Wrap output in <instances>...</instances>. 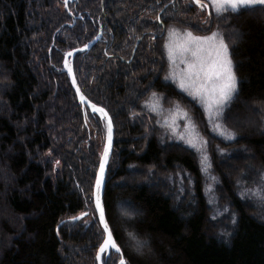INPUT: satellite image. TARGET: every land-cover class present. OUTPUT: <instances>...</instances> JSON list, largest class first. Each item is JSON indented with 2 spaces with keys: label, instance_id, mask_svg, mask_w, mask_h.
Returning a JSON list of instances; mask_svg holds the SVG:
<instances>
[{
  "label": "trees",
  "instance_id": "obj_1",
  "mask_svg": "<svg viewBox=\"0 0 264 264\" xmlns=\"http://www.w3.org/2000/svg\"><path fill=\"white\" fill-rule=\"evenodd\" d=\"M201 2L209 15L189 0H0V264H97L104 233L93 191L106 129L63 72L66 55L97 38L72 67L80 93L113 125L103 206L121 251L101 264H264V206L255 203L264 187L252 191L264 186V8L218 16ZM206 16V36L226 40L237 77L214 120L180 88L165 47L170 31L180 37ZM243 106L252 117H240ZM192 126L210 172L201 150L186 147ZM241 147L256 161L236 158ZM121 207L132 220L119 219ZM128 233L148 252L134 253Z\"/></svg>",
  "mask_w": 264,
  "mask_h": 264
},
{
  "label": "snow or ice",
  "instance_id": "obj_2",
  "mask_svg": "<svg viewBox=\"0 0 264 264\" xmlns=\"http://www.w3.org/2000/svg\"><path fill=\"white\" fill-rule=\"evenodd\" d=\"M194 2L200 7H207V5L201 4V0H194ZM210 4L218 16L227 11L238 13L242 9L264 8V0H210ZM169 35L173 38L165 46L168 49L169 61L175 66L176 57L179 55L181 57L180 62L185 64V68L178 74L180 88L187 91L194 98H199L208 112L210 120L218 119L223 115V109L227 102L237 91V77L228 45L223 37L216 32L210 36H194L191 32H187L179 40L175 39L178 34L174 31H170ZM84 47L87 48L88 46L85 45ZM71 55L72 53L69 52L68 56ZM65 66L71 76L73 72L71 65L66 61ZM176 76L177 73L173 71V77L175 78ZM73 85H75V79H73ZM76 91L80 101L83 103L85 97L80 93L79 88ZM90 106L94 112H99L102 117L107 118V144L100 159L94 193L96 210L99 213L100 223L103 225L105 234L103 243L100 245L96 255V260L100 261L101 254L107 252L110 248L115 249L118 253L121 250L113 240L112 233L105 221V211L100 194L105 166L112 144V122L103 108H97L95 104ZM214 127L226 139L234 138V133L222 124L215 123ZM181 139H185V137L181 136ZM186 143L190 147L200 150V147L206 142L202 139L198 142L197 135L194 134V126H192L187 132ZM207 161L208 158L204 155L201 159V164L207 167ZM81 215H87V213H81ZM137 246L139 249L143 245L138 242ZM119 264H126L123 257H121Z\"/></svg>",
  "mask_w": 264,
  "mask_h": 264
},
{
  "label": "rangeland",
  "instance_id": "obj_3",
  "mask_svg": "<svg viewBox=\"0 0 264 264\" xmlns=\"http://www.w3.org/2000/svg\"><path fill=\"white\" fill-rule=\"evenodd\" d=\"M205 2H210V0H204ZM206 4V3H205ZM255 8V7H254ZM257 8V7H256ZM255 8V9H256ZM244 9H242L241 11H243ZM206 13H207V11H206ZM214 13H215V15H216V12H215V10H214ZM224 13H226V12H224ZM207 15H209L208 13H207ZM225 16V15H224ZM206 18L208 19V17L206 16V17H204V20L203 21H198V20H193L192 19V21H189V24L187 23V25L189 26V25H191L192 27H195V29H196V31H193V29H191L190 28V26L188 27V26H184V31L182 32V33H180V37H177L176 39L177 40H179V39H181V38H183V36H184V34L185 33H187V32H191L194 36H206V34L208 33V28H209V24H211V23H209L210 22V20H208V21H206ZM190 20V19H189ZM206 22H207V24H206ZM204 26H205V31H204ZM213 30H215V29H213ZM202 33H203V35H202ZM210 36V35H209ZM169 40V39H168ZM168 40H166V42L168 41ZM172 40V39H171ZM171 40H170V42H171ZM225 41V43H226V40H224ZM181 61V57L178 55L177 57H176V65H177V71H176V73H177V81L176 82H178V85H179V76H178V74L185 68V64H183V63H181L180 62ZM184 92H185V94L187 95V96H189V98H191L192 100H194L198 105H200L202 108H203V110L204 111H206L205 110V107H204V105L202 104V102L199 100V98H194L192 95H190L187 91H185V90H183ZM244 110V106L242 107V110L241 111H238V114L240 115V117L241 118H244V117H252L251 116V109H245V111H243ZM207 112V111H206ZM232 114V113H231ZM230 114V115H231ZM253 119V118H252ZM243 120V124H242V126L243 127H247V128H250V129H254L255 127H257V126H253V124H252V126L250 125V123L248 122V125H246V122L248 121V120H245V119H240L238 122H236V121H234V123L235 124H239V122L240 121H242ZM186 147H187V149L189 150V145H186ZM191 149H194V148H192V147H190ZM197 150V149H196ZM200 150H201V153H203L202 154V157L204 156V155H206L205 153H204V147L202 146V147H200ZM199 151V150H198ZM237 152L235 153V157L237 158V156L239 157V156H244L247 160H253V159H255V161H256V156H254L255 154L254 153H252V152H246V151H244L243 150V147H241V148H239V150H236ZM231 154H233L234 155V153H231ZM230 155V154H229ZM207 156V155H206ZM249 160V161H250ZM254 161V160H253ZM234 162V161H233ZM233 162L231 163V162H229V163H226V164H228V166L229 167H231V170H234L235 168H236V165L235 164H233ZM207 164H208V161H207ZM254 164V163H253ZM227 166V167H228ZM206 167V166H205ZM209 164H208V166L206 167L207 168V170H209ZM227 170V169H226ZM209 172H210V170H209ZM207 178H208V183L209 182H211V180H212V183H210V184H214V177H215V174L214 173H211L212 175H210V176H208L207 175V173H205V172H202ZM225 173V174H224ZM224 175H225V177L227 178V177H231V175H229L230 173H228V172H225L224 171ZM240 173V172H239ZM228 179V178H227ZM205 180H204V183L202 182V186H203V188H204V186L206 185V189H207V184H208ZM210 184H208V185H210ZM261 187H264V186H262V185H259V186H256L252 191L254 192V194L255 195H258V196H263L262 194H261V191H262V188ZM158 188V187H157ZM156 188V189H157ZM172 196H174V195H172ZM170 197H171V195H170ZM249 198V197H248ZM256 202V205L258 206V209L259 210H261L262 209V207L264 206V201L263 200H260V199H258V200H255ZM254 204V203H253ZM210 205V208L212 209V210H214L215 212H216V214H218L219 216H228L229 215V213H227V214H225L224 213V211H216V209L218 210V208H219V206H218V204H216V202L215 201H213L212 202V204H209ZM255 205V204H254ZM3 209V208H2ZM4 210V209H3ZM134 213H136V212H134V211H132L131 209H123L122 207L121 208H119V211H118V217H119V219H121V220H132L133 219V215H134ZM87 222V220H85L84 221V223H86ZM219 236H221L220 234H219ZM127 239H130V240H132V241H134V243H135V245H133V246H135V248H134V253H136V254H143V253H147L148 252V250H147V246L146 245H144V246H142V247H139V249H138V244L136 243V241H135V239L133 238V236L131 235V234H129L128 233V235L126 234V239L125 240H127ZM131 243V242H130ZM131 245H132V243H131ZM65 248V247H64ZM132 251V250H131ZM149 253H150V251H149Z\"/></svg>",
  "mask_w": 264,
  "mask_h": 264
},
{
  "label": "water",
  "instance_id": "obj_4",
  "mask_svg": "<svg viewBox=\"0 0 264 264\" xmlns=\"http://www.w3.org/2000/svg\"><path fill=\"white\" fill-rule=\"evenodd\" d=\"M190 1H191V2L193 3V5L196 6L197 8H201L200 6H198V5L194 2V0H190ZM201 4H202V3H201ZM65 5H66V3H65ZM98 39H99V38H97V39H95L93 42H91V43L88 45L87 48H82V49L75 50V51L71 52V53H72L71 56H68V54H67L66 57H65V59H64V62H63V72L65 73V75H66V77H67V79H68V81H69V83H70V86H71V88L73 89V91H74V93H75V95H76L77 101H78L81 105L85 106L91 114L101 116V114H100L99 112H94V111H93V109H92L91 106H90L91 104L87 103L86 101H84L83 103L80 101L79 95L77 94V91H76L77 88H78L77 85H76V81H75V85H73V79H75V78H74V74H73V72H72V75L70 76L69 73H68L67 67L65 66V62L67 61L68 64H70L71 67H72V65H73V59H74L75 55H76L78 52H82V51H84V50H89V49H90L95 43L98 42ZM72 70H73V67H72ZM97 108H98V107H97ZM101 118L103 119V121H104V123H105V129H106V131H105V143H104V147H105L106 144H107V118L102 117V116H101ZM108 118H109V117H108ZM112 142H113V125H112ZM103 151H104V148H103ZM111 152H112V144H111V148H110V150H109V155H108L107 164H106V166H105V173H104V178H103V183H102L101 193H100V194H101V202H102V205H103V192H104V187H105L106 169H107V166H108V163H109L110 157H111ZM102 154H103V152H102ZM101 156H102V155H101ZM99 165H100V162H99ZM99 165H98V168H97L96 176H97V174H98V172H99ZM95 182H96V177H95ZM94 193H95V183H94V191H93V207H94V211H95V214H96V217H97L98 223H99V225H100V227H101V229H102V231H103V233H104L103 225L100 223L99 213H98L97 210H96L95 200H94ZM103 207H104V206H103ZM105 221H106V218H105ZM109 230H110V229H109ZM104 236H105V234H104ZM113 240H114V239H113ZM110 252L115 253V254H118V255L120 254V252L118 253V252L115 251V249H111V248H110L107 252H105V253H106V256H107ZM101 255H102V254H101ZM97 264H101V260H100V261H97Z\"/></svg>",
  "mask_w": 264,
  "mask_h": 264
},
{
  "label": "flooded vegetation",
  "instance_id": "obj_5",
  "mask_svg": "<svg viewBox=\"0 0 264 264\" xmlns=\"http://www.w3.org/2000/svg\"><path fill=\"white\" fill-rule=\"evenodd\" d=\"M157 21V20H156ZM158 23V22H157ZM159 37V36H158Z\"/></svg>",
  "mask_w": 264,
  "mask_h": 264
}]
</instances>
